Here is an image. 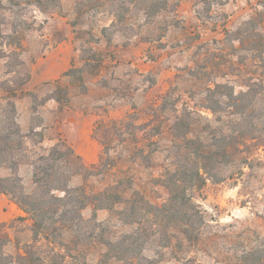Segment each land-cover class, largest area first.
Listing matches in <instances>:
<instances>
[{
  "label": "rangeland",
  "instance_id": "obj_1",
  "mask_svg": "<svg viewBox=\"0 0 264 264\" xmlns=\"http://www.w3.org/2000/svg\"><path fill=\"white\" fill-rule=\"evenodd\" d=\"M263 24L264 0H0V146L6 135L11 139V148L0 152V177L12 174L14 162L30 188L32 162L46 149L64 140L90 164L99 160L105 141L116 166L112 175L89 178L90 184L103 188L128 174L142 195L166 201L170 192L159 178L170 162L167 118L175 106L201 109L214 81H229L239 92L247 80H264ZM21 84L25 92L17 96L4 91ZM58 84L67 90L68 104L52 98ZM111 119H122L121 134L99 130L98 139L97 122ZM158 126L162 132L156 134ZM261 156L264 160V151ZM82 181L76 177L73 183ZM194 196L207 218L218 221L220 249L200 252L188 264H238L245 249L261 246L264 165L251 176L209 180ZM84 214L90 217L92 209ZM22 215L8 195L0 194V223ZM108 215L98 213L101 220ZM30 226L27 219L7 228L9 253L24 250L32 238ZM43 250L47 264H62L51 248ZM81 250L71 243L67 262L129 264L99 262L98 249ZM158 264L180 263L169 258Z\"/></svg>",
  "mask_w": 264,
  "mask_h": 264
},
{
  "label": "trees",
  "instance_id": "obj_2",
  "mask_svg": "<svg viewBox=\"0 0 264 264\" xmlns=\"http://www.w3.org/2000/svg\"><path fill=\"white\" fill-rule=\"evenodd\" d=\"M238 38L245 41L240 35ZM261 44L264 62V38ZM22 45L19 40L17 47ZM70 73L71 69L64 75ZM24 84L4 91L17 96L19 90L25 92ZM245 85V90L237 92L229 81H214L206 89L201 109L185 104L178 110L175 106L174 114L167 118L171 120L172 144L167 148L170 162L159 178L170 195L161 203L142 195L128 174L116 176L99 189L88 182L91 177L113 174L116 161L105 141L99 160L90 164L64 140L46 149L32 162L30 188L13 162L12 174L0 177V194L8 195L25 215L0 223V264H47L45 246L51 248L54 257L61 258L62 264H69L66 251L71 243L80 251L98 249L99 262L115 259L129 264H158L169 258L188 264L200 252L211 255L213 250L219 251L220 226L214 223L216 219L207 218L194 193L209 180L219 183L251 176L264 165V80H247ZM66 96L67 90L58 84L52 98L65 105L69 103ZM160 118L156 114V119ZM121 124L122 119L100 120L94 135L100 139L99 130L106 135L112 130L121 134ZM155 130L156 134L162 132L160 126ZM6 141L0 152L11 148L10 135H6ZM18 144L22 146L23 142ZM133 149L144 153L142 146L134 145ZM155 150L146 157L151 159ZM76 177H82V183L74 184ZM89 207L92 215L86 217L84 211ZM102 210L109 212L103 220L98 217ZM27 219L31 220V240L24 244L23 251L20 248L16 254L9 253L7 246L12 238L7 228ZM261 241V246L245 249L238 264H264V236Z\"/></svg>",
  "mask_w": 264,
  "mask_h": 264
}]
</instances>
